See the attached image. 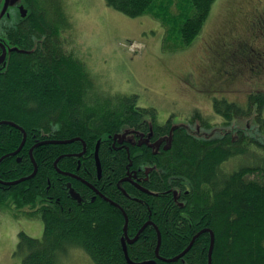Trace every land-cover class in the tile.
I'll use <instances>...</instances> for the list:
<instances>
[{
    "label": "trees",
    "instance_id": "trees-1",
    "mask_svg": "<svg viewBox=\"0 0 264 264\" xmlns=\"http://www.w3.org/2000/svg\"><path fill=\"white\" fill-rule=\"evenodd\" d=\"M104 1L129 17L151 14L158 18L165 28L163 43L176 50L191 45L199 36L216 0ZM31 4V27L46 30V49L15 52L7 73L0 77V121H11L27 134L18 153L21 159L6 156L18 148L23 132L11 124H0V158L4 156L0 161V202L9 198L19 207L30 205L31 210L24 214L40 217L44 225L41 238L18 233L15 253L22 263L57 264L60 252L78 245L95 264H134L150 259L157 264H208L209 231L201 232L176 260L164 261L155 254L157 229L161 234L159 255L169 258L208 227L214 232L212 264H264V143L262 135L254 136L247 128L264 105V85L259 89L256 84L249 85L244 103L223 93L212 96V108L224 118L222 124H213L198 110L182 124L173 125L169 118L159 121L153 108L137 105V95L89 93L83 62L64 53L53 38L60 30L55 23L59 16L50 9H60L59 3L31 0ZM172 4L178 10L175 15L168 11ZM258 12L255 26L264 10ZM253 32L260 38V32ZM238 42L243 44L245 63H251L254 53L249 41ZM256 43L264 44L262 39ZM237 48L234 45L227 61L220 60L224 61L218 67L221 84L236 74L231 68ZM223 66H229L231 72L226 74ZM251 75L254 83L264 82V70ZM219 88L223 89H215ZM194 118H199L200 124L191 127ZM258 119L264 128V117ZM221 125L227 130L222 137L215 136ZM75 137L79 139L67 144L34 146L31 153L38 167L36 174L16 184L2 183L32 172L29 150L37 140ZM98 140L101 180L94 164ZM83 142L84 154L75 156L83 151ZM60 155V170L75 172L80 160V177L100 184L115 204L98 195L93 200L84 195L81 202L72 199L66 180L77 189L80 185L87 194L90 190L57 172L54 161ZM242 156L248 158L246 165L225 167ZM124 213L129 238L148 224L136 240H126L125 245Z\"/></svg>",
    "mask_w": 264,
    "mask_h": 264
},
{
    "label": "rangeland",
    "instance_id": "rangeland-1",
    "mask_svg": "<svg viewBox=\"0 0 264 264\" xmlns=\"http://www.w3.org/2000/svg\"><path fill=\"white\" fill-rule=\"evenodd\" d=\"M50 1L60 5V9H50L59 16L55 23L60 30L53 38L64 53L83 62L90 79L89 93L94 90L109 97L119 93L137 95V105L153 108L159 121L169 118L182 124L198 110L216 124L221 117L212 108V96L223 93L244 103L249 85H264L245 77L247 68L240 73L238 62L234 78H225L222 84L218 70L232 56L238 41L264 42V14L256 18L257 28L246 23L250 20L246 14L253 8L264 10V0H216L199 36L187 47L172 48L176 50L163 43L165 28L151 14L129 17L104 0H47V4ZM168 11L175 15L178 10L172 4ZM253 31L260 32L261 39ZM228 39L230 42H225ZM223 67L230 70L229 66ZM69 73L74 82V73ZM217 86L223 90L215 89ZM198 123L199 118H194L189 125L194 127ZM247 163L248 158L235 157L225 167L232 169ZM28 210L30 205L19 207L9 198L0 202V264H23L21 256L15 253L20 231L42 237L41 218L25 215ZM57 264L95 263L82 247L72 245L58 254Z\"/></svg>",
    "mask_w": 264,
    "mask_h": 264
},
{
    "label": "flooded vegetation",
    "instance_id": "flooded-vegetation-1",
    "mask_svg": "<svg viewBox=\"0 0 264 264\" xmlns=\"http://www.w3.org/2000/svg\"><path fill=\"white\" fill-rule=\"evenodd\" d=\"M32 13H33V9H32L31 0H0V77L4 76L7 73L8 69L10 67L11 59H12L15 52H17V51L18 52H22V51L32 52L37 47H39L40 49H46V42H48L47 37H46V30L42 31V30H38L37 27H35V26L33 28L31 27L32 25H34V22L32 19ZM258 13L259 12L256 11V8H253L249 13L246 14L247 17H249V19H250V20H248V22H246L248 27H254L255 22L253 21L254 19H251V18L253 16L256 17L258 15ZM237 45H238V48H237V51H235V60L232 63L231 71L238 70L237 69L239 66L238 63L241 64V68H242V69L240 68L241 69L240 73L243 72L244 70H246V68H247V71H246L247 76L246 77H249V76L252 77L251 72L264 70V64H262V63H264V44L256 43V42L250 43V47L252 48V51L254 53L252 55L253 59H257L259 61V62H256L255 60L252 59L251 63L250 62L245 63V61H244V58L247 56H245L242 53L243 52L242 51L243 44L238 42ZM245 64H247V67L245 66ZM231 71L225 70V73L227 74L228 72L230 73ZM223 73H221V74L225 76V73L224 74ZM220 90H221V88H220ZM262 90H264V87ZM94 101L97 102L96 99H94ZM263 112H264V105H262L261 111H260V109L256 110V113H254V117H253L252 121L250 122L251 125L249 124L247 126V128H249V133H252L254 136L262 135L263 143H264V133H263L264 128L262 126V121L258 119V116L261 117V115H262V117H264ZM220 117H221V120L218 121L217 123L222 124V122H224V118H222V116H220ZM226 130L227 129H225L221 125V128L216 132L217 135L215 134V136L222 137L223 136L222 134ZM26 137H27V134H26ZM26 137H25V140H26ZM157 137H159V136H157ZM44 140H46V139H44ZM249 140L250 139H248L246 141H249ZM40 141H42V140H37L35 143L40 142ZM43 144H45V143H43ZM58 144H67V143H58ZM15 150L16 149H14L11 152L6 153L7 154L6 156H16L17 160H20L21 157L18 156V153L20 150L14 155L11 154ZM83 154L84 153H82V155ZM82 155H80V156H82ZM30 158H31V156H30ZM60 158H62V157H60ZM96 160L97 159L94 155V164L96 166L95 168L97 171V179L101 180L102 179L101 178V171L102 170H101V157H100L99 153H98V161H99L100 170L97 169ZM80 165H81L80 160H78L76 168L74 169V171L76 173L75 172H68V171L64 170L63 172H65V174H63L61 172L62 170H60L57 167V163H56V166L54 164V167L56 168L57 172H59L60 174L69 176L71 178H74L77 181L82 182L90 190V192L87 194L83 187H82L83 188V190H82L80 185L77 184V186L79 187V189H77V187L72 185L71 181L66 180V182H64V185L67 187L68 195H70V197L72 199H75L79 202L86 199L84 197V195L85 196L90 195L92 200L95 199L96 196L98 195L102 199H105V200L109 201L110 203H114L113 202L114 198L110 194H104L101 191V189L98 187V186H100V184L94 182L93 180L91 182L88 180H85V178H83V176H82V178L80 177V174H79L80 171H78L80 168ZM77 173L79 175H77ZM69 186L72 187L74 189V191L78 194V196H79L78 199L74 198L70 194V191H69L70 187ZM121 189L123 191H125V188H121ZM147 226H148V224H146L143 229H145ZM141 227L138 230H140ZM143 229H142V231H143Z\"/></svg>",
    "mask_w": 264,
    "mask_h": 264
},
{
    "label": "water",
    "instance_id": "water-1",
    "mask_svg": "<svg viewBox=\"0 0 264 264\" xmlns=\"http://www.w3.org/2000/svg\"><path fill=\"white\" fill-rule=\"evenodd\" d=\"M2 123L11 124L12 126H15L16 128H19V129L23 132V138H22V141H21V143L19 144V146H18V148H17V150H16L15 152L19 151V150L21 149V147L23 146V144H24L25 137H26V131H25L22 127H20L19 125L15 124V123H13V122H11V121L1 120V121H0V124H2ZM76 139H79V138H77V137H75V138H71L69 141H71V140L73 141V140H76ZM59 142H64V140L46 139V140H42V141H40V142H37V143H35V144L30 148V150H29V151H30V154H31V151H32V149H33L34 146H37V145H40V144H43V143H59ZM98 144H99V142H97V145H96V148H95V155L98 153ZM83 146H84V147H83V151H85V142H83ZM83 151L80 152V153H77V155H81V154L83 153ZM3 157H4V156H3ZM3 157H1L0 160H1ZM57 159H59V157H58ZM36 169H37V167H36V165H34V171L32 172L31 175L26 176V177L19 178V179L15 180V181H11V182L6 181V182H2V183H5V184H15V183H18L19 181L24 180V179H26V178H30L32 175H34V173L36 172ZM97 169L100 170L99 164H97ZM69 187H70V186H69ZM69 191H70V194H71L74 198H76V199L79 198L78 194L74 191V189H73L72 187L69 188ZM176 194H177V191L174 190V195L176 196ZM124 215H125L124 231H125V237H127V234H126V229H127V216H126L125 213H124ZM145 224H147V222H146ZM145 224H144V225H145ZM142 229H143V228H141L140 230H138V232L136 233V235H135L133 238H129V237H128L127 241H128V242H133L134 240H136V239L138 238L139 234L141 233ZM156 229H157V227H156ZM203 231H209V232H210V245H209V251H208V264H212V251H213V246H214V232H213L210 228H208V227H205V228H202L201 230H199V231L193 236V238L191 239L190 243H189V244H188V245H187V246H186V247H185V248H184L179 254H177V255H175V256H173V257H169V258L161 257V256L159 255V246H160V242H161V234H160L159 230L157 229V236H158V239H157V245H156V247H155V254H156L157 258H159V259H161V260H164V261H172V260H176L178 257L183 256V255H184V254L190 249V247L192 246V244H193L195 238H196L201 232H203ZM124 239H125V238H123V240H122V241H123V244H125V243H124ZM134 264H136V263H134ZM139 264H143V263L141 262V263H139ZM146 264H157V263H156V261H155L154 259H150V260H146Z\"/></svg>",
    "mask_w": 264,
    "mask_h": 264
},
{
    "label": "bare ground",
    "instance_id": "bare-ground-1",
    "mask_svg": "<svg viewBox=\"0 0 264 264\" xmlns=\"http://www.w3.org/2000/svg\"><path fill=\"white\" fill-rule=\"evenodd\" d=\"M70 139H65L64 140V142H59V143H70V142H72V140L71 141H69ZM17 150V149H16ZM15 150V151H16ZM12 152L11 154H16L17 152ZM30 156H31V158H32V162H33V165H36V167H37V163L35 162V160L33 159V155H32V153L30 154ZM95 157H96V163L97 164H99V161H98V153L95 155ZM1 161V160H0ZM57 161H58V159H55V161H54V164H55V166H56V163H57ZM38 168V167H37ZM34 171V169L32 170V172ZM32 172L29 174V175H31L32 174ZM36 172H37V169H36ZM36 172L34 173V175L36 174ZM63 174H65V172H63V171H61ZM29 175H27V176H29ZM34 175H32L31 177H33ZM26 177V176H25ZM22 178V177H21ZM15 180H17V179H15ZM15 180H10L9 182H11V181H15ZM16 184V183H15ZM146 225V224H145ZM145 225H143L141 228H144L145 227ZM126 234H127V229H126ZM123 238H125L124 239V243H125V241L128 239V235H127V237H125V231H124V237ZM125 245V244H124ZM124 247V246H123ZM125 252H126V250H125ZM128 259H129V257H128ZM143 264H146V260L145 261H141ZM141 262H134V263H136V264H139V263H141Z\"/></svg>",
    "mask_w": 264,
    "mask_h": 264
}]
</instances>
